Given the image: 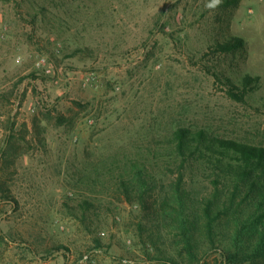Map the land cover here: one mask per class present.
<instances>
[{
    "label": "rangeland",
    "instance_id": "1",
    "mask_svg": "<svg viewBox=\"0 0 264 264\" xmlns=\"http://www.w3.org/2000/svg\"><path fill=\"white\" fill-rule=\"evenodd\" d=\"M208 3L0 0V264H168L145 251L139 207L109 190L118 161L161 159L180 127L264 146V0ZM232 37L244 49L216 50ZM215 72L260 82L239 102ZM214 249L203 264H225Z\"/></svg>",
    "mask_w": 264,
    "mask_h": 264
},
{
    "label": "trees",
    "instance_id": "2",
    "mask_svg": "<svg viewBox=\"0 0 264 264\" xmlns=\"http://www.w3.org/2000/svg\"><path fill=\"white\" fill-rule=\"evenodd\" d=\"M244 46L242 37H232L217 43L216 50L233 54ZM214 75L239 102H245L260 82L259 76L247 75L238 85L228 76ZM163 149L161 159L129 157L111 170L120 172L109 190L140 209L142 217L133 224L149 257L168 264H203L207 250L214 247L225 264H264V146L180 127ZM199 171L209 183V192L202 195L197 193L200 181L193 175ZM97 174L99 185L104 174L101 170ZM89 180L94 189V179ZM79 206L85 219L93 206L91 196L82 198ZM162 235L175 245L179 260L164 248L167 242ZM7 241L0 233V245Z\"/></svg>",
    "mask_w": 264,
    "mask_h": 264
},
{
    "label": "built area",
    "instance_id": "3",
    "mask_svg": "<svg viewBox=\"0 0 264 264\" xmlns=\"http://www.w3.org/2000/svg\"><path fill=\"white\" fill-rule=\"evenodd\" d=\"M46 62L45 59H40L38 62H37V65H38V68L40 67H43L42 65H44V63ZM44 73L46 74H53V67L50 65L48 66L46 69L43 70ZM89 259V256L88 255H85L82 259V261H87ZM124 262H128L127 260H124ZM131 262V261H130Z\"/></svg>",
    "mask_w": 264,
    "mask_h": 264
},
{
    "label": "clouds",
    "instance_id": "4",
    "mask_svg": "<svg viewBox=\"0 0 264 264\" xmlns=\"http://www.w3.org/2000/svg\"><path fill=\"white\" fill-rule=\"evenodd\" d=\"M220 4L221 0H209V3L206 4V7L214 9L216 7H219Z\"/></svg>",
    "mask_w": 264,
    "mask_h": 264
}]
</instances>
